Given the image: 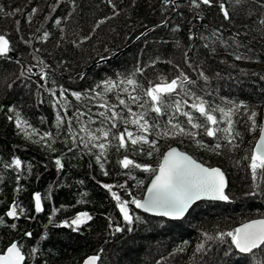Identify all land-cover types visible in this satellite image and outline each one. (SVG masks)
<instances>
[{
    "label": "trees",
    "instance_id": "trees-1",
    "mask_svg": "<svg viewBox=\"0 0 264 264\" xmlns=\"http://www.w3.org/2000/svg\"><path fill=\"white\" fill-rule=\"evenodd\" d=\"M197 3L199 7L191 0H0V34L9 39L15 56H0V253L17 241L25 254L24 264H81L90 255L100 256L98 264H264L262 249L241 254L228 237L207 239L264 217V179L257 187L249 168L259 130L250 129L247 118L255 111L261 124L264 114V0ZM221 3L230 19L224 18ZM108 56L112 58L89 69ZM177 77H187L184 91L189 95L182 91L176 99L192 104L202 97L211 106L225 109L233 104L246 106L231 117L232 136L225 138L220 132L219 138L207 137L202 129H191L180 114L173 123L199 131L196 139L209 147L197 146L186 135L173 136L167 116L156 118L146 111L147 104L142 108L132 103L123 89L139 94L141 103L147 99L143 91L133 92L132 86L121 83L133 78L147 89ZM106 81L117 87L106 92ZM48 89L55 90L56 96ZM61 90L67 108L56 104ZM73 93H80L81 99ZM118 96L150 123L158 119L156 128L141 133L155 142L157 150L151 155L146 154L149 144L129 143L127 149H118L113 135L125 127L137 132L135 125L117 120L118 127L111 129L107 140L96 131L110 128L99 115L106 111L101 104L116 105L126 119L135 118L119 105ZM77 110L87 114L80 121L75 118ZM181 110L203 120L183 103ZM58 112L65 117L59 128ZM17 115L26 122L29 134L35 130L31 138L16 127ZM68 118L77 135L75 143ZM82 126L101 139L85 147L80 142L84 137L87 143ZM219 127H227L226 121ZM165 130H169L166 137ZM45 133L52 137L41 140ZM99 143L106 144L103 155L93 147ZM172 146L207 166L220 167L233 202H200L178 221L151 217L129 203L133 223L127 224L104 185H113L112 191L122 200L140 199ZM124 156L150 170L124 169L119 164ZM57 158L62 168L56 165ZM15 159L21 161L20 169L12 165ZM35 193L42 196L39 213ZM14 204L18 213L24 211L10 218L7 212ZM81 212L92 219L78 228L64 226V221ZM117 226L124 231L116 232ZM201 244L204 247L198 250Z\"/></svg>",
    "mask_w": 264,
    "mask_h": 264
},
{
    "label": "snow or ice",
    "instance_id": "snow-or-ice-1",
    "mask_svg": "<svg viewBox=\"0 0 264 264\" xmlns=\"http://www.w3.org/2000/svg\"><path fill=\"white\" fill-rule=\"evenodd\" d=\"M191 2L196 7H199L197 0H191ZM199 2L204 5L211 6L213 0H199ZM219 7L224 18L230 19V15L225 9L224 4L221 3ZM57 23H59V21H57ZM261 23H264V20H262ZM11 51L12 49L10 47L9 39L6 38L5 35L0 34V56H7ZM241 58V56H236V59ZM136 71L141 72L142 70L138 68ZM46 75V73L42 74L41 79H44ZM205 79L207 78L205 77ZM186 80L187 77H184L183 79L181 77H177L169 82H161L150 85L147 87V89H143V86L139 85L133 78H128L126 81H121V83H126L128 86H132L133 92H136L137 89H141L143 91V97H146L147 99H144L141 103L142 97L139 94L132 95L128 92V88L123 89L125 93H128L129 100L132 103L139 104V106L142 108L147 104L149 107L146 111H150L151 113L155 114L156 118L167 116L168 124L171 125V134L173 136L186 135L190 137L197 144V146L209 147V145L203 144L202 140L196 139V137L200 135L199 131H190L185 127H182L179 123H173V121L177 118L176 114L184 116L187 120V124L191 126V129H202L203 135L207 137L219 138L218 133L220 132L226 134L225 138L232 136L234 131V121L231 119V117L235 114V112L239 111L241 107L246 106L243 104H233V107L225 109L219 105H216L215 107L211 106V104L202 97H196V102L192 104H188L187 100L181 101L180 99H176L175 96L179 95L180 92L185 90ZM115 87H117V85H115L112 81L105 82L106 92H111ZM48 91L53 97L56 96L55 90L48 89ZM64 91L65 90H61L60 98L56 100V104L67 108L68 105L62 103V101L66 99V97H64ZM184 94L189 95V93L186 91H184ZM191 95H195V93H191ZM73 96H75L77 100L81 99L80 93H73ZM117 100L119 101V105L124 106L127 109L128 114L135 118L132 120L126 119L121 115V113L115 110L117 107L116 105L109 107L107 103L101 104L100 107L105 108L106 111L100 112L99 115L104 117V119L109 122L110 128L108 130L98 128L96 131L102 133L103 139L107 140L111 129L118 127L117 120L122 121L125 125H135L138 130L137 132L130 131L127 127H125L124 131L113 135V139L118 141V149H127L129 143L133 146L141 143L149 144L150 150L146 154L151 155L153 151L157 150L155 142L149 141L147 136L141 133H149L150 129L156 128L159 123L158 119L150 123L149 120L146 119L144 113L137 114L133 112L132 108L128 106L124 99H121L118 96ZM182 103L183 105H186L190 109L194 110V112L199 113V116L203 117V120H197V118L194 117L193 113L190 111H182ZM229 103L233 102L229 101ZM216 112L221 114L219 119L214 114ZM169 113H171V115H169ZM66 115L67 113L65 112V116ZM85 115L87 114L77 110L75 118L77 121H80L81 117ZM256 117L257 113L255 111H252L247 116L248 120L251 122L249 125L250 129H258L260 133L258 142L256 143L253 153L250 157L249 165L252 181L258 187V182L264 179V125L258 124ZM225 121L227 123V127L220 128L219 124ZM15 123L16 127L21 129L26 137L31 138V135L35 134V130H33L32 134L27 132L24 127L26 122L21 121L18 115ZM63 123H65V117H62L58 112L57 127L59 128ZM67 123L69 125V132L72 134V141L75 143L77 135L71 128L72 119L68 118ZM80 132L87 133V143H85L84 137H80V142L84 143L85 147L88 146V143L101 139L100 136L89 132L86 126H82L80 128ZM157 134L159 135V133ZM236 134L238 135V133ZM163 135L165 137L168 136L169 130H165ZM51 137V133H45L43 136H41V140ZM228 142L231 143V140H228ZM93 147H98L101 149V155H103L104 150H106L105 143L93 144ZM220 147L221 145L219 143L215 145L216 149H219ZM99 159L100 157L98 156V162ZM55 163L58 167H63L59 158L55 160ZM119 164L124 169L134 167L137 169L143 168L145 171L150 170L148 166L136 163L134 160L129 159L128 156H124L123 159L119 161ZM12 165H14L16 169H20L21 161L19 159H15L12 161ZM104 175H108V173L105 171ZM104 187L111 192L112 197L117 202V208L122 214L123 220L129 225L133 223V216L130 214L128 207L129 203L135 205V207L138 209H143V211L146 213L150 212L158 216H170L175 219L184 216L189 208L196 201H199L202 198L219 201L229 200L228 195L225 193V188L227 187L225 174L220 168L206 167L202 163H198L190 155L178 151L176 148H171L163 155L158 172L155 175V178L152 180L151 186L147 189L148 194L145 199L141 200L132 198L131 201L122 200L117 192L112 191V188L114 187L113 185L105 184ZM119 187L123 188V185H120ZM34 202L35 211L37 213L42 212V196L40 193L34 194ZM23 211V209H20V213H18L17 205L14 204L7 212V216L16 218L19 214H22ZM91 219L92 216L89 215V213L81 212L78 213L70 222L64 221L63 223L64 226H75V228H78L80 225L85 224ZM136 219L139 218L137 217ZM13 227H15V225H13ZM115 231L122 232L124 229L120 226H117ZM26 235L31 236V233H26ZM225 237L230 238V244L234 246L235 249L241 254L253 253L255 249L264 250V219L246 222L232 231L219 233L217 237L207 236V239H219L223 241ZM203 247V244L199 245L198 250L203 249ZM33 251H35V249ZM99 259V255L89 256L84 261V264H97ZM24 261L25 254L21 251V247L15 242L11 243L5 251L0 253V264H24Z\"/></svg>",
    "mask_w": 264,
    "mask_h": 264
},
{
    "label": "water",
    "instance_id": "water-1",
    "mask_svg": "<svg viewBox=\"0 0 264 264\" xmlns=\"http://www.w3.org/2000/svg\"><path fill=\"white\" fill-rule=\"evenodd\" d=\"M7 38V37H6ZM119 53H116L115 55H113V57H115V56H117ZM9 55H12L13 57H15L14 55H13V52L11 51L7 56H9ZM112 57L111 56H108V57H105V58H102V59H100L99 61H97L95 64H93V65H90L89 66V69L90 68H92L94 65H97V64H100V63H102V62H106V61H108V60H110ZM261 125H264V114H263V116H262V120H261ZM259 135H260V133H259ZM259 135H258V138H259ZM258 138H257V140H256V142H255V144H254V146H253V150H254V147H255V145H256V143L258 142ZM171 148H176L178 151H181V152H184V153H186L187 155H190V154H188L187 152H185V151H183V150H181L179 147H177V146H172V147H170V148H168L165 152H164V154L167 152V151H169ZM163 154V155H164ZM191 156V155H190ZM192 157V156H191ZM193 159H195L194 157H192ZM162 159H163V156H162V158H161V161H160V163L162 162ZM196 160V159H195ZM198 163H202V162H200V161H198V160H196ZM160 163H159V165H160ZM203 164V163H202ZM159 165H158V167H157V169H156V171H155V173L152 175V177L150 178V180H149V182H148V184H147V186H146V188H145V190H144V193H143V195H142V197L140 198L141 200H143V199H145L146 197H147V194H148V192H147V189L151 186V182H152V180L155 178V175L157 174V172H158V169H159ZM204 166H206V167H209V166H207V165H205V164H203ZM210 168H220V167H217V166H213V167H210ZM221 169V168H220ZM221 171L222 172H224L222 169H221ZM224 174H225V172H224ZM225 179H226V182H227V187H228V180H227V177H226V174H225ZM227 187L225 188V193H226V195H228L227 194ZM228 197H229V195H228ZM204 201H206V202H220V203H229V202H231V200H230V198H229V200L228 201H219V200H212V199H208V198H202V199H200L199 201H196L190 208H189V210L184 214V216H182V217H180V218H172V217H170V216H158V215H155V214H153V213H150V212H148V213H146V212H144L143 211V209H138V208H136L137 210H139V211H141L142 213H144V214H146V215H149V216H151V217H156V218H164V219H166V220H172V221H178V220H181V219H183L188 213H189V211L192 209V207H194L196 204H198V203H200V202H204ZM129 207V206H128ZM11 208H12V206H11ZM10 208V209H11ZM121 214V213H120ZM121 216H122V214H121ZM10 218H13V217H10ZM123 218V217H122ZM257 219H264V217L263 218H255V219H251V220H247V221H245V222H243V223H241V224H239L237 227H240L242 224H244V223H246V222H249V221H252V220H257ZM236 227V228H237ZM15 243H17L18 244V242L17 241H14ZM13 243V242H12ZM10 246V245H9ZM8 246V247H9ZM19 246V245H18ZM235 248V247H234ZM7 249V248H6ZM5 249V250H6ZM4 250V251H5ZM22 251V250H21ZM238 251V250H237ZM90 256H93V255H90ZM89 257V256H88ZM87 259V257L82 261V263L81 264H84V261ZM97 264H98V262H97Z\"/></svg>",
    "mask_w": 264,
    "mask_h": 264
},
{
    "label": "rangeland",
    "instance_id": "rangeland-1",
    "mask_svg": "<svg viewBox=\"0 0 264 264\" xmlns=\"http://www.w3.org/2000/svg\"><path fill=\"white\" fill-rule=\"evenodd\" d=\"M209 167H213V166H209ZM231 200V199H230ZM232 201V200H231ZM233 202V201H232Z\"/></svg>",
    "mask_w": 264,
    "mask_h": 264
},
{
    "label": "bare ground",
    "instance_id": "bare-ground-1",
    "mask_svg": "<svg viewBox=\"0 0 264 264\" xmlns=\"http://www.w3.org/2000/svg\"><path fill=\"white\" fill-rule=\"evenodd\" d=\"M232 202V201H231ZM231 202H229V203H231Z\"/></svg>",
    "mask_w": 264,
    "mask_h": 264
}]
</instances>
